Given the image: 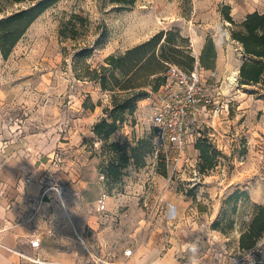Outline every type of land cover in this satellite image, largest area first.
Masks as SVG:
<instances>
[{
    "label": "rangeland",
    "instance_id": "374dc122",
    "mask_svg": "<svg viewBox=\"0 0 264 264\" xmlns=\"http://www.w3.org/2000/svg\"><path fill=\"white\" fill-rule=\"evenodd\" d=\"M253 11H264V0H136L128 8L108 0H60L8 57L0 56V117L13 132L38 134L36 140L47 143L48 176L56 183L39 216L42 246L21 264H140L149 252L164 264H188L183 246L193 242L199 264H211L242 248V234L264 220V82H239L247 57L232 37ZM74 14L83 18L76 38L61 37ZM158 35L179 51L158 45L157 53L171 61L149 77L153 64L136 72L147 93L109 138L100 136L94 127L112 121V92L77 75ZM209 39L217 56L204 76L214 103L199 112L184 160L167 166L154 154V107L171 66L188 67L192 56L200 66ZM82 47L88 49L78 56ZM199 143L208 148L207 159ZM123 157L129 159L119 176L108 177L107 167ZM103 192L104 209L98 206Z\"/></svg>",
    "mask_w": 264,
    "mask_h": 264
},
{
    "label": "trees",
    "instance_id": "16d2710c",
    "mask_svg": "<svg viewBox=\"0 0 264 264\" xmlns=\"http://www.w3.org/2000/svg\"><path fill=\"white\" fill-rule=\"evenodd\" d=\"M59 1L0 0V51L2 55L5 58L8 57L32 23ZM108 1L124 8L132 7L136 3V0ZM15 5H18V7H15ZM9 7L11 8L9 9ZM227 18L231 22L234 21L230 14L227 15ZM80 19L83 20L81 16L74 14L72 18L65 21L61 28V37L76 38L77 25ZM232 37L242 45L244 55L247 57L240 67L239 82L243 85L264 82V11L248 13L241 23L236 24V28L232 31ZM166 39L167 44H164L161 43V35L155 36L124 52L109 55L105 60V64H100L98 67L91 68L89 65H85V72L77 75L80 79L99 82L103 90L112 92L114 107L108 110L112 121L109 123L106 119H103L97 123L94 127L97 134L109 138L117 130L118 122L124 119L123 115L127 112L133 113L137 100L147 93L145 92L144 83L136 82V72L148 64H153L155 66L150 68L147 74L149 77L160 73L163 64L171 61L164 58L163 52L162 56L157 53L158 45L161 44L160 47L163 50L167 45L172 44L179 51L178 44L174 43L169 37H166ZM87 47H82L77 55L80 56L83 52H86ZM216 56L215 44L212 39H209L202 49L198 62L201 67L211 69V64ZM190 60V66L182 68L193 69L196 58L192 56ZM160 86V83H156L153 90L157 91ZM197 148L201 150V156L207 159L208 148H205L201 143L197 144ZM128 159V157H123L117 164L112 162L106 169L108 177H118L120 169L126 165ZM263 232L264 220L258 221L256 219L250 229L242 234L241 247H253L261 238Z\"/></svg>",
    "mask_w": 264,
    "mask_h": 264
},
{
    "label": "crops",
    "instance_id": "0c3cea01",
    "mask_svg": "<svg viewBox=\"0 0 264 264\" xmlns=\"http://www.w3.org/2000/svg\"><path fill=\"white\" fill-rule=\"evenodd\" d=\"M37 137L38 134L29 137L13 132L0 117V264H21L27 252L36 249L31 246V240L41 237L38 229L41 209L51 185L56 186L48 176L52 172L51 148L46 142L37 141ZM152 253L143 256L139 263L164 264Z\"/></svg>",
    "mask_w": 264,
    "mask_h": 264
},
{
    "label": "built area",
    "instance_id": "2783aa9c",
    "mask_svg": "<svg viewBox=\"0 0 264 264\" xmlns=\"http://www.w3.org/2000/svg\"><path fill=\"white\" fill-rule=\"evenodd\" d=\"M204 70L205 68L196 65L191 70L171 66L164 94L155 104L152 117L155 130L154 154L167 166H177L184 160L189 136L195 131L199 112L214 103ZM217 75V71H211V77ZM106 202L107 193L103 192L98 206L104 209ZM31 246L39 249L41 239L32 238ZM132 252V249H128L125 255L129 256ZM224 264H264V232L253 247L240 248L236 253L230 254Z\"/></svg>",
    "mask_w": 264,
    "mask_h": 264
},
{
    "label": "clouds",
    "instance_id": "9594fccd",
    "mask_svg": "<svg viewBox=\"0 0 264 264\" xmlns=\"http://www.w3.org/2000/svg\"><path fill=\"white\" fill-rule=\"evenodd\" d=\"M183 250L188 253V264H199V249L195 242L185 244Z\"/></svg>",
    "mask_w": 264,
    "mask_h": 264
},
{
    "label": "water",
    "instance_id": "95a60500",
    "mask_svg": "<svg viewBox=\"0 0 264 264\" xmlns=\"http://www.w3.org/2000/svg\"><path fill=\"white\" fill-rule=\"evenodd\" d=\"M240 71V70H239Z\"/></svg>",
    "mask_w": 264,
    "mask_h": 264
}]
</instances>
